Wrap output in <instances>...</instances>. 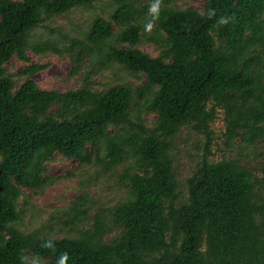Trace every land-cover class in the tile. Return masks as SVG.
I'll list each match as a JSON object with an SVG mask.
<instances>
[{"label":"trees","instance_id":"trees-1","mask_svg":"<svg viewBox=\"0 0 264 264\" xmlns=\"http://www.w3.org/2000/svg\"><path fill=\"white\" fill-rule=\"evenodd\" d=\"M95 1L0 0V264H61L65 254V264H264V163L213 161L205 147L181 201L172 154L183 127L209 143L217 107L227 143L264 142V0H205L201 10L174 0H107L109 18L96 16L83 38L44 24ZM222 15L233 19L219 26ZM39 27L68 45L35 42ZM143 41L159 55L143 51ZM28 49L69 53L72 75L86 54L145 81L97 90L86 73L80 88L65 92L31 78L17 84L5 65L28 62ZM143 113L155 115L150 126ZM55 154L98 165L125 189L91 215L79 196L65 222L84 226L61 238L23 230L18 208L24 189L44 187Z\"/></svg>","mask_w":264,"mask_h":264},{"label":"rangeland","instance_id":"rangeland-1","mask_svg":"<svg viewBox=\"0 0 264 264\" xmlns=\"http://www.w3.org/2000/svg\"><path fill=\"white\" fill-rule=\"evenodd\" d=\"M174 1L182 8L197 10H201L205 3V0ZM112 10L113 8L107 0H97L88 9H74L66 16H56L44 24L60 28L71 37L83 38V33L96 16L108 19ZM55 37L57 39H48ZM33 40L35 42L53 40L57 44L63 45L62 48L68 45L67 39L50 35L44 27L37 28ZM140 48L151 56L159 55V49L153 43L143 41ZM26 54L28 62H22L13 57L5 65L8 74L17 84L31 78L41 89L65 92L80 88L83 83L81 77L86 73H90L92 87L97 90L117 84L136 87L145 81L144 75H141L140 79H136L117 67L109 69L100 67L99 63L97 64L95 60L92 61L86 54L80 60L77 75H72L73 63L67 52L48 50L41 54H35L28 49ZM32 64H42L45 67L30 77L20 74L26 66ZM143 118L146 125L150 126L155 120V115L143 113ZM210 129L212 135L209 143L203 134L193 131L191 127H183L176 136V147L172 154L181 201L186 198V179L192 174L197 162L205 153V147L210 151L209 157L213 161L235 158L241 160L242 163L247 162L248 166L255 168L258 167V163H264V142L255 143L251 148H246L239 139L227 143L224 136L225 113L220 107L216 108V118L211 123ZM240 157L243 158L240 159ZM45 166L46 171L43 173V177L46 178V184L44 187L36 191L24 189L23 195L18 201L23 230H37L54 238L74 235L76 230L83 228L84 225L71 227L65 220L71 214V204L76 202L79 196L87 199V204H85L87 207H93L89 211V215H91L96 209L112 207L125 195V189L119 185L117 177L113 173L104 171L98 165L80 164L78 161L55 154ZM258 175L261 176L260 173ZM262 192L264 194V186ZM28 264L39 263L32 260Z\"/></svg>","mask_w":264,"mask_h":264},{"label":"clouds","instance_id":"clouds-1","mask_svg":"<svg viewBox=\"0 0 264 264\" xmlns=\"http://www.w3.org/2000/svg\"><path fill=\"white\" fill-rule=\"evenodd\" d=\"M152 11H153V12L158 11V4H154V5L152 6ZM207 15H208L209 18H211V17H215V15H216V10H215V9H210V10H208ZM232 19H233V18H232L231 16H223V15H222V16L219 17V19H218L216 22H217V24H218L219 26H226L227 24H229V23L232 21ZM47 246H51V245L49 244V245H47ZM65 261H66V254H65L64 257H62L61 264H65Z\"/></svg>","mask_w":264,"mask_h":264}]
</instances>
